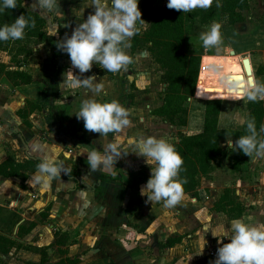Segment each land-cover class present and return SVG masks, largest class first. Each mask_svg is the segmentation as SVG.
<instances>
[{"label": "crops", "instance_id": "0c3cea01", "mask_svg": "<svg viewBox=\"0 0 264 264\" xmlns=\"http://www.w3.org/2000/svg\"><path fill=\"white\" fill-rule=\"evenodd\" d=\"M220 1L221 0H214L213 4L215 5L217 2L220 3ZM59 4L64 15L56 16L51 14V21L54 20V27L59 31V35L52 32H45L50 36L46 42L49 44L44 43L47 47L46 53L48 56V65L44 67H46L45 71L49 73L48 76H46V78L48 77L47 82H49V84H44V80V82H42V87L47 85L46 90L48 89V91L42 92L41 83L37 82L43 77V74H41L43 71L41 69L36 73V76H32V83L11 85V83L4 78L6 83L0 84V162L5 158H9L15 162H22L25 159H37L41 162V160L45 158H52L57 160L65 169L72 170L71 164L74 161L76 165L82 166V161L86 160V155L79 156L81 149L77 148L78 145L90 144L89 146L91 147V144H93L102 151L101 145L98 142H93L90 140L89 136L87 137V134L90 132L87 133L83 126L82 129L84 133L79 132L77 129H72L71 131H74L73 134H69L67 126L59 122L60 112L56 108V102L61 101L63 97L66 101L68 100V97H66L68 95L67 93H59L62 92L61 88L67 89V87L61 83L63 82V74L71 66V61L66 53L57 49L55 42L57 40H62L66 34L70 36L78 23L86 20L89 13H94L92 7H85L84 0H59ZM163 5V0H153V7ZM81 7H84L83 15L79 16L74 14L73 9L78 10ZM39 15L42 18L44 17L42 14ZM44 20L46 27L49 21H47L45 17ZM224 24L226 27L223 26L222 29L233 25L229 23ZM52 36L55 40H53ZM229 48V51L232 50L233 54L244 51L233 48L232 45H230ZM32 50L33 52L37 51L36 48ZM138 51L139 50H134L133 53ZM208 55H210V53L204 52L201 57ZM243 58L247 57L245 56ZM62 66L65 68V71L61 69ZM254 70L252 72L250 66L251 75L254 74ZM25 71L28 72L30 70L26 69ZM73 72L75 75L79 73L76 69H73ZM113 75H119L118 81H121L124 85L127 83L129 86L132 85L138 89L147 87V72L122 70ZM261 78L264 79V76L260 75V79ZM83 91H87V89L84 88ZM40 94H45V96L40 97ZM36 99L46 105L47 110L53 114V117H48L45 114V109H33L27 114L26 120L28 125H26L16 112L24 106L26 100L34 101ZM194 100L198 101L196 98ZM237 102L238 100L235 101L236 104ZM80 104L81 102L76 104V109L79 108ZM72 112L76 113L77 111L73 109ZM200 113L199 119L194 124H191L192 126L188 125L189 119L186 118V124L179 128L186 132L190 130L195 133L200 132L202 128L203 109ZM73 118H76L75 114ZM130 118H132V120H139L138 117ZM244 120L245 115L244 117L241 114L238 116L236 109H234L229 114L227 128L239 129L243 125ZM79 122L83 124L82 121ZM218 123L219 119L216 122V127L219 128L222 125L219 126ZM135 125L139 124L135 123ZM76 127L79 129L78 126ZM221 144L225 145L223 142ZM262 158L264 159V157ZM86 166L88 167L87 164ZM78 169L81 172V169ZM36 171L37 169L26 175L24 179L25 189L20 188V181L17 177H4L0 175V235L15 241V243L21 244L16 247L12 246L5 254L0 253V258L5 264H38L39 254L32 250L24 249V246L39 247L52 243V240H49L52 237L50 231L51 226L53 227V233L54 231L63 232V230H60L62 228H69L72 232L78 231L81 235L83 233V237H87L86 235H90L91 233L90 239L92 244L96 242L93 246L103 255L111 254L112 264H136V247L134 243H132V239L138 237V230L146 231L148 228L145 226V228L139 229V226L149 225V223H146L147 220H144V215H147L146 218H149V216H152L150 212H154L152 209H147L144 204V197L139 194L140 188L145 184H140L138 186V194L142 203L137 206L136 211L128 217L127 213L129 208L137 202L135 191L129 187L124 188L123 191H119L118 193L114 191L109 193L105 190L107 189V179L112 178L111 176L115 170L97 171L93 173L96 177L98 176V185L96 186L98 189L97 193H86L81 187H78L80 189L77 188L79 184H76V180L81 176L80 173L78 174L77 170H72L75 176L71 177L61 173V176L53 180L47 187H43L34 180ZM109 173L111 174L110 177H103L104 179L100 178V175ZM250 174L252 176L250 175L246 181L242 183L244 187L240 189L239 187L236 188V194L243 196L239 199L244 210H247L246 212L253 210L254 203L244 199V189L249 187L250 194H258L256 198L260 201V210L257 213L250 214L251 220L244 218L246 223L258 226L259 224H264V173L261 172L260 177H258L257 174ZM89 175L92 174L89 172ZM126 177L129 178L128 174ZM94 200L96 203L92 204ZM208 200L213 202V200L208 198L205 190L202 188L198 190V199H191L188 206L183 208L182 213L179 212L176 216H173V214H167L166 211L160 216L162 223L156 222L154 217H152L151 219L153 222H151L152 228L150 230L152 233H157L155 231H157L159 227L162 228V226H164L159 231L164 240L173 237H179L180 239L170 247H162L158 244V247H162V250L159 251L160 253L157 255L155 251L149 255L143 254L140 263L210 264V262L214 261L215 258L208 256V251L216 250L222 245L213 237L212 230H218L221 226L227 229L230 227V222L233 219L222 221L217 219V211L207 209V205L210 204ZM48 203H51V209L47 213L45 219L40 221L38 213L42 211L43 207ZM80 216H83L84 221ZM243 216L244 215H241L237 219L243 218ZM130 217L131 221L129 220ZM247 217H249V215ZM26 221L34 222V225L27 231H24L27 228L25 226L27 223H24ZM127 221L136 224L137 228H133L131 225L129 226ZM122 231L126 233L124 236L121 234ZM33 237H36V239ZM70 239L71 235L68 233L67 241ZM228 242L230 241L227 239L223 240V243ZM87 256H89V253L80 255V257L85 258Z\"/></svg>", "mask_w": 264, "mask_h": 264}, {"label": "rangeland", "instance_id": "374dc122", "mask_svg": "<svg viewBox=\"0 0 264 264\" xmlns=\"http://www.w3.org/2000/svg\"><path fill=\"white\" fill-rule=\"evenodd\" d=\"M140 1L141 0H138V8ZM149 1L151 7H153V0ZM163 2L165 3V0H163ZM238 2H241L239 4L243 5L242 9H237V12L240 13L242 16V20L228 28H225L226 26L224 24L225 21L223 20V16L219 14L218 7H215L214 4L211 8H209L210 10L208 11L210 19L212 20H210L209 24L207 23L208 25L206 24L207 26H202L198 22H194L198 21V16L200 15L198 11L203 9H196L186 14L188 26L186 28L187 35L184 37V51L186 53H193L198 55H202L204 52L210 53V55L215 58V66H218V68L220 69L219 72L214 70L213 83L209 98L211 100L214 99L218 101V112L216 115V122L219 119L218 125H222L219 128L217 127L219 131H225L229 129L227 128V121L229 119V114L234 109H236L238 116L241 114L244 117L246 113L244 101L247 100L246 97L228 96L227 86L221 83V77H231L234 79L239 75H243V65L241 62L243 57L245 56L248 59V66H251L252 68V72L254 68H256L257 65H260L262 61L261 48L264 44V0H240ZM31 3L32 0H22V4L29 10L36 12L38 15L41 14L40 12L34 10L31 7ZM203 14H205V10ZM42 15H44L46 20L49 21V24H47L46 27L44 26V32H52L59 35V31L56 30L54 27V20L51 21V14L45 12ZM213 23H219L221 25L220 31L223 38V45L219 46L218 48L205 49L202 46V42L199 40V36L202 32L209 30L210 26ZM137 26L142 29H144L145 27L144 24L141 25L139 23L137 24ZM223 26H225L224 29H222ZM47 35L49 36V34ZM53 40L55 39L53 38ZM46 42L42 41V39L40 38L26 36L22 40L10 41V43L4 49L0 50V65H2L3 68L14 69L15 63L17 61H20L22 65L19 69H29L30 71L28 72L32 76H36V73L39 71V69H41L43 71L41 72V74H43V77L37 82H40L42 87V82L48 79V77L46 78V76H48L49 74L45 71L46 67H44L48 65V56L46 53L47 47L44 45V43H49ZM230 45H232L233 48L244 51L238 52V54L236 53L231 55L229 53ZM33 48H36L37 51L33 52ZM126 51L127 54L133 59V62L128 65L127 70L147 72V87L143 89H138L132 85L129 86L127 83L124 85L121 83V81H118L119 75L114 76L111 72H106L101 69L98 65L94 64L91 71L83 75L85 78L87 76L95 75L97 77V82L103 83V91L100 94L94 95L88 89L87 91H83V87L77 89L67 88L66 90L65 88H61L62 92H60L59 94L67 93L68 95L66 97H68V100L66 101L63 97L61 101L56 102V108L60 112V121L67 126L68 130L71 131L72 129H77L79 130V132L84 133V130L82 129L83 124L79 122L82 120H77L76 118H73L75 113H73L72 110H78L76 109V104H78V102L80 103L84 100L94 98L95 100L101 103L116 100L122 106L130 110V117H138L139 120H132V118H130L133 121V127L128 130L126 136H155L158 139L164 138L169 143H171L176 142L180 138V135L195 133L192 130L188 132L183 131L179 128L181 126L171 125L165 118L154 116L149 113L148 110H150L160 102V92L162 84H160L158 80V69L156 65L150 60V57L146 51L139 50L136 53L130 52L128 49ZM61 69L65 71V68L63 66L61 67ZM237 69H239V73L236 72ZM78 74L79 73H77L76 75ZM252 76L257 81L264 82V79H260L259 75L253 74ZM0 80H2L0 81V84L5 82L2 73H0ZM199 81L200 80L195 81L194 90ZM44 84L48 85L49 82ZM45 91H48V89L46 90V87ZM39 96L44 97L45 94H40ZM194 99V94H192V97L187 98L182 103L187 111L186 118L189 119V126H192L191 124H194L199 119V115L201 114L200 111H202L203 109L204 99L196 98V100L198 101H195ZM237 100L238 102L236 104L235 101ZM135 123L139 125H135ZM78 124L81 125L79 129L76 127L78 126ZM262 125H264V123ZM88 136L93 142H98V140L100 139L99 134L89 133L87 134V137ZM109 139H112V134H109ZM217 141L220 147L217 156L214 159H210L209 161L205 162V168L203 170L199 169V172L196 176L197 184L195 187V196H192L189 193H184V198L182 199V201L173 208L164 207L163 201L146 203L147 197H144V204L147 209H152L157 214L154 212H150L152 216H149V218H146L147 215H144V220L146 219V223H149V225L139 226V229L145 228V226L146 228H148L146 229V231L138 230V237L136 239H132V243H134V246L136 247V264H141L140 260L143 254L149 255L156 251V254L158 255L160 253L159 251L162 250V242L164 241V238L162 237V234L160 235L159 231L164 226H162V228L159 227L157 231H155L157 233H152V231H150L152 228L151 222H153L151 219L152 217H154L156 222L162 223L160 216L164 212L167 211V214H173V216H176L179 212L182 213L183 208L188 206L191 199H198V190H201L202 188L205 190V193L207 194L208 198L213 200V202H210V200H208V202H210V204L207 203L208 210H213L215 206L213 204H215V201L223 192L224 188H229L232 192L231 194H233L232 198H235L238 201V206H242V203L239 198L243 196L236 194V188L239 187L240 189L241 187H244L242 183H244L246 179L251 175L250 173H253V175L257 174L258 177L261 176V172L264 173V159L262 157H255V155H253V157L251 158L246 157L245 161L240 163L236 169H232L230 167V162L232 157L234 156V142L227 134L220 135ZM222 142L225 145H222ZM91 147H96V145L91 144ZM61 160L63 161L62 158ZM75 163L76 162L74 161L71 164L72 170H77L78 174H81L80 178H77L76 180V184H79L77 188L81 187V189L85 190L86 193H97L98 189L96 186L98 185V176L96 177V175H93V173H91L92 175H89V168L86 166V160L82 161V166L76 165ZM154 166V163H152L151 167ZM78 168L81 169V172ZM112 171H114L111 176L112 178L107 179V189H105L109 193H112L113 191L118 193L119 191H123L124 188H127L125 186V183L129 181V178L126 177L127 173L143 172L145 174H151V168L147 165L145 159L143 157H138L137 155L131 152L127 156H124L122 159H120L116 163L115 168ZM116 176H119V179L116 180ZM244 193V199H246V201L248 200L254 203L253 210L246 212L247 210H244L243 207V210L241 211V215H244L243 218H248V215L250 217V214L257 213L260 210V201L256 198L258 194H250L249 187H246L244 189ZM96 201L94 200L92 204L96 203ZM232 207L233 206L226 205L224 209L220 208L216 212L217 219L221 221L229 219L228 210ZM141 212L145 213L144 211ZM233 213H236V209L233 210L231 214ZM80 217L84 221L83 216ZM129 220L131 221V217ZM52 228L53 227L51 226L50 231L52 237L49 239L50 241L52 240V243L44 245L47 254L45 263L112 264L113 261L110 257L111 254L103 255L99 250H97L93 246V244H95L96 242H93L92 244L90 239L92 235L91 233L90 235H86L87 237H83V233L81 235L78 231L72 232V230L69 228H62L60 230H63L66 233L68 232L71 235V239L65 242L60 239L58 235H55L53 233ZM121 234L124 236L126 233L122 231ZM33 238L36 239V237ZM158 244L162 247H158ZM12 246L16 247L17 245L11 244L10 246H8V249ZM86 253H89V256H87L86 258L80 257L81 254L83 255ZM75 259L77 261H74Z\"/></svg>", "mask_w": 264, "mask_h": 264}, {"label": "clouds", "instance_id": "9594fccd", "mask_svg": "<svg viewBox=\"0 0 264 264\" xmlns=\"http://www.w3.org/2000/svg\"><path fill=\"white\" fill-rule=\"evenodd\" d=\"M214 0H167V8L178 12L190 13L196 9L207 10ZM85 7H92L86 20L78 23L70 36L57 40L55 46L66 53L71 61L70 68L63 74V84L67 88H86L94 95L100 94L104 85L97 82L95 75L83 74L98 65L106 72L117 74L126 71L133 62L127 54L131 48V40L138 35L137 24H144L142 13L138 8V0H84ZM217 7L220 4L217 2ZM31 7L41 14L47 12L63 16L59 0H32ZM17 8V0H0V12ZM74 14L82 16L84 7L73 9ZM35 19L21 14L14 22L0 27V42L22 40L26 28H35ZM221 25L213 23L209 30L202 32L199 40L205 49L218 48L223 45ZM58 35V34H57ZM212 68L219 72L218 66ZM73 69L80 75H75ZM239 73V69L236 70ZM221 83L227 86L228 96L246 97L249 102L264 100V82L257 81L252 75L247 78L239 75L236 78L221 77ZM198 95V92H197ZM77 120L83 121L84 130L99 134L98 143L101 149L89 145H78L79 156L86 155L89 172L111 171L116 163L130 152L143 157L151 168L150 178L140 188L139 194L147 197L146 203L161 202L166 208L177 206L184 198L183 185L187 179H178L184 160L175 146L164 138L155 136H126L133 127L131 112L118 101L98 102L94 98L84 100L75 113ZM246 133L234 143L236 151L251 158L264 157V125L259 131L255 118L246 122ZM112 134V139H109ZM126 141V143H125ZM229 147V145H228ZM154 163V167L151 164ZM68 174L57 160L45 158L37 164L34 180L47 187L53 180ZM251 220V217L247 218ZM212 235L222 246L218 247L216 259L210 264H264V224L254 226L246 223L244 218L233 219L227 229L221 226L212 230ZM227 239L230 242L223 243Z\"/></svg>", "mask_w": 264, "mask_h": 264}, {"label": "trees", "instance_id": "16d2710c", "mask_svg": "<svg viewBox=\"0 0 264 264\" xmlns=\"http://www.w3.org/2000/svg\"><path fill=\"white\" fill-rule=\"evenodd\" d=\"M240 0H221L220 7H218L219 14L223 16L225 23L235 24L242 20V16L237 12V9H242ZM243 1V0H241ZM167 0L163 6L151 7L149 0H141L139 3V10L142 13V20L145 22L144 29L140 28L138 35L134 36L131 40L130 52L134 50H144L148 53L150 60L156 65L158 69V80L161 87L160 102L149 110V113L154 116L165 118L169 124L176 126H184L186 124V108L183 106V102L192 97L203 100V114H202V128L200 132L180 135V138L176 142H171L175 146L176 151L182 156L184 164L182 171L179 174L178 179H187V183L183 185L184 193H189L192 196L196 195V176L199 169H204L205 162L210 159H214L219 152V143L217 139L220 135L227 134L235 143V141L246 133V122L250 118H255L256 127L259 131L260 126L264 123V100H258L257 102H249L245 100V120L241 128L232 129L229 128L225 131H219L216 127V115L218 112V101L211 100L210 93L214 77L215 58L212 55L203 56L199 54L186 53L184 51V37L187 35L188 20L186 18L187 13L178 12L176 10H169L167 8ZM215 7L216 4L214 5ZM199 10L198 22L202 26H207L210 23V16L208 11ZM24 14L26 18L35 19V28H26L25 36L40 38L46 42L49 36L44 32L45 20L36 12L29 10L22 4V0H17V8L11 11L5 10L0 12V27L5 24H11L15 18ZM208 16V17H207ZM208 23V24H207ZM207 24V25H206ZM209 28V27H208ZM10 41L0 42V50L4 49ZM263 61L261 65H257L254 70V75L264 76V45L262 47ZM207 64L205 70H201V66ZM21 62L17 61L14 65V69L3 68L0 65V73L7 79L11 85L29 84L33 82L32 75L21 67ZM243 74V71H242ZM244 75V74H243ZM200 77V79H199ZM245 79L247 78L244 76ZM196 80H200L194 90V84ZM47 83V80H45ZM45 85L42 87V92L45 91ZM194 90V93H193ZM198 92V95H197ZM33 109H45V114L48 117H53V114L47 110L46 105L38 99L31 101L26 100L24 106L17 110V115L22 121L28 125L27 114ZM60 124L64 125L59 120ZM80 128L81 125L79 124ZM74 131L68 130L69 134H73ZM83 135V134H82ZM261 138H264V134H261ZM247 156L242 152L236 151L234 147V156L231 159L230 167L236 169L240 163L244 162ZM40 161L37 159H25L22 162H15L9 158H5L0 162V175L15 176L19 179L20 188L25 189L24 179L26 175L35 169ZM129 176V182L125 183L126 187H129L135 191L137 202L135 205L129 208L127 216L129 217L135 211L137 206L142 203V200L138 194V186L141 183H146L151 174H145L143 172L127 173ZM109 174L100 175V178L110 177ZM66 176H75L72 170H68ZM115 179H119L116 176ZM229 188H224L223 192L219 195L215 201L213 210L218 211L220 208L224 209L226 205L233 206L228 210L229 219H237L241 215L243 206H238V201L232 198L233 194ZM51 209V203L45 205L38 213L40 221H43L47 216V213ZM236 209V213L231 214ZM38 220V221H39ZM27 228L24 231L30 229L34 222L26 221ZM127 224L133 228H137L136 224H132L127 221ZM55 235H58L63 241H67L68 234L66 232L54 231ZM179 237L166 238L163 241L164 247H170L174 243L179 241ZM16 244L15 241L0 235V253L5 254L8 251V246ZM24 248L32 250L39 254L38 264H45L46 250L44 246H29ZM73 261V260H71ZM74 261H77L76 259ZM0 264H5L0 258Z\"/></svg>", "mask_w": 264, "mask_h": 264}, {"label": "water", "instance_id": "95a60500", "mask_svg": "<svg viewBox=\"0 0 264 264\" xmlns=\"http://www.w3.org/2000/svg\"><path fill=\"white\" fill-rule=\"evenodd\" d=\"M229 53H230V54H233V51L230 50ZM247 62H248V59H247V58H243V59H242V62H241L242 65H243V67H242V68H243L242 71H243L244 76H246V77H247L248 75H251L250 67L248 66V63H247Z\"/></svg>", "mask_w": 264, "mask_h": 264}, {"label": "built area", "instance_id": "2783aa9c", "mask_svg": "<svg viewBox=\"0 0 264 264\" xmlns=\"http://www.w3.org/2000/svg\"><path fill=\"white\" fill-rule=\"evenodd\" d=\"M207 68V64H204L201 66V70H205ZM216 253H217V249L216 250H209L208 251V256H210L211 258H215L216 259Z\"/></svg>", "mask_w": 264, "mask_h": 264}, {"label": "bare ground", "instance_id": "6f19581e", "mask_svg": "<svg viewBox=\"0 0 264 264\" xmlns=\"http://www.w3.org/2000/svg\"><path fill=\"white\" fill-rule=\"evenodd\" d=\"M231 55H233V54H231Z\"/></svg>", "mask_w": 264, "mask_h": 264}]
</instances>
